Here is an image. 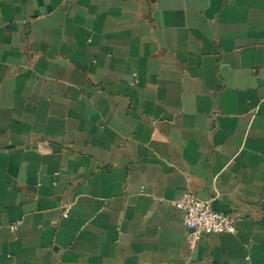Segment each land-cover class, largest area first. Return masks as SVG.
<instances>
[{"label":"crops","instance_id":"0c3cea01","mask_svg":"<svg viewBox=\"0 0 264 264\" xmlns=\"http://www.w3.org/2000/svg\"><path fill=\"white\" fill-rule=\"evenodd\" d=\"M0 264H264V0H0Z\"/></svg>","mask_w":264,"mask_h":264},{"label":"built area","instance_id":"2783aa9c","mask_svg":"<svg viewBox=\"0 0 264 264\" xmlns=\"http://www.w3.org/2000/svg\"><path fill=\"white\" fill-rule=\"evenodd\" d=\"M217 194L205 200L187 193L174 206L182 213L184 225L188 229L187 241L195 248L198 241L207 235L234 234L236 218L231 214L220 212L214 208ZM19 223L12 227L15 232Z\"/></svg>","mask_w":264,"mask_h":264}]
</instances>
